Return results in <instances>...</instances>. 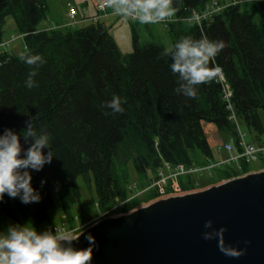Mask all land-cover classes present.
I'll return each mask as SVG.
<instances>
[{"label":"trees","instance_id":"16d2710c","mask_svg":"<svg viewBox=\"0 0 264 264\" xmlns=\"http://www.w3.org/2000/svg\"><path fill=\"white\" fill-rule=\"evenodd\" d=\"M211 2L220 9L200 23L190 20ZM227 2L173 0L176 12L167 23L172 49L166 51L159 43L142 44L133 30L132 51L122 55L110 27L100 19L80 28L37 30L46 17V0H0V44L7 16H12L23 41L20 56L0 53V135L11 129L26 150L33 141L26 142L22 133L31 121L37 134L50 138L51 148L43 149L44 154L49 150L54 154L42 170L29 169L40 202L24 204L5 194L0 201V227L6 230L13 220L42 231L50 223L53 195L72 221V210L81 198L76 184L79 176L94 184L96 216L118 202L124 203L116 213L131 211L156 193L132 197L129 162L138 187L144 188L156 179L164 161L204 166L223 156L214 155L203 121L213 123L234 145L239 122L254 132L249 142H263L259 112L264 111V0ZM202 36L225 43L209 65L222 71L211 82L199 85L197 96L190 99L176 91L180 82L171 71L170 53L181 39ZM24 54H38L43 63L30 66L21 59ZM33 71L36 86L29 89L25 82ZM113 98L120 99L122 113L104 106ZM240 166L239 171L234 166L228 171L216 167L210 176L206 172L186 175L180 185L191 190L249 170L244 160ZM85 220L82 215L80 221Z\"/></svg>","mask_w":264,"mask_h":264},{"label":"water","instance_id":"95a60500","mask_svg":"<svg viewBox=\"0 0 264 264\" xmlns=\"http://www.w3.org/2000/svg\"><path fill=\"white\" fill-rule=\"evenodd\" d=\"M220 228L244 255L227 257L216 239H202ZM87 232L98 245L91 264H264V169L105 217ZM73 246L89 245L81 235Z\"/></svg>","mask_w":264,"mask_h":264},{"label":"clouds","instance_id":"9594fccd","mask_svg":"<svg viewBox=\"0 0 264 264\" xmlns=\"http://www.w3.org/2000/svg\"><path fill=\"white\" fill-rule=\"evenodd\" d=\"M105 5L115 14L136 19L141 24L163 22L176 12L172 6L173 0H105ZM224 48L222 40L213 41L207 36L200 39L186 37L178 41L170 53L171 71L178 76L180 82L176 91L194 99L199 85L209 83L220 75L222 70L219 66L209 65ZM21 59L33 67H39L43 63L38 54H24ZM35 75V71L28 74L25 83L29 89L36 86L33 79ZM104 106L111 109L112 113L124 111L119 98H113ZM22 134L26 142L29 138L33 141L26 150L22 148L19 135L11 129L0 135V201L7 194L10 198H19L24 204L39 203L41 196L31 185L29 169L42 170L45 164L52 162L54 154L52 150L44 154L43 149L51 148L50 138L46 133L37 134L31 121ZM211 224V221H207L204 228H210ZM225 231V228L215 232L205 231L202 239H216L219 251L227 257L239 258L244 255L246 249L225 244ZM81 235H84L89 246L77 249L73 242L78 241ZM97 247L95 237L91 232L85 235L84 228L79 234L59 228L38 232L29 223L9 224L6 231L0 232V264H91Z\"/></svg>","mask_w":264,"mask_h":264},{"label":"rangeland","instance_id":"374dc122","mask_svg":"<svg viewBox=\"0 0 264 264\" xmlns=\"http://www.w3.org/2000/svg\"><path fill=\"white\" fill-rule=\"evenodd\" d=\"M95 1L96 0H46L47 3L46 17L39 24V28H46V24L48 23L47 22L48 20L51 24H53V26L54 24L56 25L53 28H57L60 26L80 28L86 25L88 22L86 21L77 24L70 23V20L68 18L66 19L65 17L66 12H68L71 8H74L78 12V17L79 16L89 17L92 15H96V10L94 7ZM229 2H232V0H228L227 3ZM240 2H242V0H240ZM108 11L113 12V10L109 7H108ZM112 15L114 16H109L107 18L100 17V21L106 23L110 27L111 36L114 38L116 45L118 46L122 55H126L132 51L133 30L137 33L139 42L142 44L146 42H153V43L161 44L166 51L172 49L173 43L167 30V24H164L162 22L157 24H141L138 20H134V21L129 20L126 17L117 14H112ZM255 20L256 21L259 20L258 15L255 16ZM3 30H4L3 38H2L3 42L2 44H0V53L7 52L8 54L13 56H20L23 52V41L15 27L12 16H7L5 18ZM8 42L9 44H7ZM259 115L261 117L264 126V111H260ZM202 126L207 141L210 147L212 148L214 155L217 156L214 150L216 144L222 141H226V140L228 141L229 139H227L222 132H219L213 123L203 121ZM238 132L245 135L244 136L245 140L248 142L251 140L250 139L251 134H254L252 130H249L241 122L238 123ZM248 164H249V170L246 173L254 172L250 170H259L260 167L264 165V161H262L261 159ZM127 170L130 174L132 181L136 182L137 181L136 175L131 162L127 164ZM203 179L204 181H207V178L205 176L203 177ZM76 184L81 194V198H80V204L76 205L75 208L72 210V216L79 217L80 219L83 215L84 218L86 219L85 221L91 220L97 215V211L95 207L96 194H95L94 184L92 180L90 184H87L81 176L77 178ZM151 185L152 182L148 184V186L151 189L146 191L144 194H139L138 196L151 197L153 194H155L156 193L155 188H152ZM206 185L207 182L203 183L202 186L198 188L191 189L190 191L204 189L206 188L204 187ZM53 200H54V206L49 210V218H50L49 220L52 225H58L62 221L61 215L63 214V212L59 206V202L56 195H53ZM152 200L155 201V198H152L147 202L142 200L137 207L146 205L147 203L152 202ZM137 207L133 208L132 210L136 209ZM69 221H70L69 222L70 225L75 226L77 224V221H71V220ZM9 224H18V223H16L13 220H9ZM20 225H24V224L20 223ZM4 231L6 230L0 227V232H4Z\"/></svg>","mask_w":264,"mask_h":264},{"label":"built area","instance_id":"2783aa9c","mask_svg":"<svg viewBox=\"0 0 264 264\" xmlns=\"http://www.w3.org/2000/svg\"><path fill=\"white\" fill-rule=\"evenodd\" d=\"M239 0H232V4L235 2H238ZM94 7L96 9L97 15L88 17V18H83V19H78V12L76 9L71 8L67 12V17L70 20V23L77 24L81 22H92L95 23L100 19V17H105L107 16L106 9L108 8L105 5V0H96ZM220 9L219 6L216 5L215 2H211L210 5H207L205 9L202 12H194L190 20H194L197 23H200V20L205 18V16L211 15V13L216 12ZM112 14H115L114 11ZM202 14V15H201ZM194 17H198L199 19H193ZM129 20H136L133 18L126 17ZM173 19L170 17L163 21L162 23L167 24L168 22H172ZM230 95L229 92H226L225 97L228 98ZM232 119L236 122V119L234 116H232ZM237 123V122H236ZM238 127V126H237ZM238 142L237 145H234L232 140L228 141H222L218 144H216L214 150L217 154L223 155L219 159L215 161H208V163L204 166H199V165H190V166H184L182 164L178 165H171L168 162H163L161 167L157 169L156 172V179L152 182V188H155L156 191V196L154 197L155 200L157 199H163L167 197H173V196H178V195H183L185 193L191 192L190 190H183V188L180 185V178L186 176V175H197V174H202V173H208L210 176L213 169L216 167L223 168L225 171L229 170V167L234 166L236 170H240V161L244 160L245 163H251L257 160H261L264 158V141L261 143L257 142H248L245 140V135L242 133L238 132ZM243 175V174H241ZM238 175V176H241ZM238 176H233L230 178L238 177ZM227 178V179H230ZM227 179H223L219 181L218 183L225 181ZM128 189L133 192V196H138L139 194H144L146 191L151 189L149 186H146L144 188H139L136 182H131L128 185ZM153 201V200H152ZM124 202H118L115 206H113L111 209L108 211L99 214L98 216L94 217L91 220L81 222L79 217H73L72 221H77V224L70 225V221L67 218L66 214L61 215V223L58 225H52L51 223H46L42 227V231L46 229L51 228L53 231L55 228H59L61 230H69V231H74L77 234L82 230V228H87L89 227L92 223L103 219L105 217H110V216H117L119 214H125V213H116L115 210L122 205ZM128 213V212H127Z\"/></svg>","mask_w":264,"mask_h":264},{"label":"crops","instance_id":"0c3cea01","mask_svg":"<svg viewBox=\"0 0 264 264\" xmlns=\"http://www.w3.org/2000/svg\"><path fill=\"white\" fill-rule=\"evenodd\" d=\"M95 4V3H94ZM92 16H94V15H92ZM109 16H114V15H112V11H108V15L107 16H105L104 18H107V17H109ZM65 17H66V19L68 18L67 17V12H66V14H65ZM88 17V16H87ZM77 18L78 19H83V18H85V16H77ZM69 19V18H68ZM48 23L46 24V28H39V25L37 26V30H42V29H45V30H48V29H52L54 26H56L55 24H54V26H53V24H51L50 22H49V20L47 21ZM85 24V23H84ZM84 24H82V25H84ZM112 29V28H111ZM110 33H111V30H110ZM262 169H264V168H262V167H260V169L259 170H262ZM259 170H250V171H259ZM213 183H208L206 186H204V187H207V186H210V185H212ZM214 184H216V183H214Z\"/></svg>","mask_w":264,"mask_h":264},{"label":"bare ground","instance_id":"6f19581e","mask_svg":"<svg viewBox=\"0 0 264 264\" xmlns=\"http://www.w3.org/2000/svg\"><path fill=\"white\" fill-rule=\"evenodd\" d=\"M179 196V195H178Z\"/></svg>","mask_w":264,"mask_h":264}]
</instances>
